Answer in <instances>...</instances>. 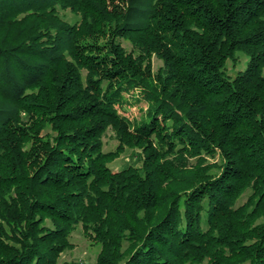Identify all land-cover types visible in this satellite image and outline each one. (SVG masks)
Here are the masks:
<instances>
[{
	"label": "trees",
	"instance_id": "16d2710c",
	"mask_svg": "<svg viewBox=\"0 0 264 264\" xmlns=\"http://www.w3.org/2000/svg\"><path fill=\"white\" fill-rule=\"evenodd\" d=\"M77 226L88 264H264V0H0V264Z\"/></svg>",
	"mask_w": 264,
	"mask_h": 264
},
{
	"label": "rangeland",
	"instance_id": "374dc122",
	"mask_svg": "<svg viewBox=\"0 0 264 264\" xmlns=\"http://www.w3.org/2000/svg\"><path fill=\"white\" fill-rule=\"evenodd\" d=\"M62 18L67 20L68 22H74L77 20V17L74 16L68 10H61ZM123 45L129 49L130 44L125 41ZM237 60L235 62L233 60H228L226 64V71L230 75H234L238 70H242L245 68V64L247 61V57L242 52L236 53ZM152 69L153 71L157 70V67L162 64L161 60L155 55L152 56ZM127 95V104L118 107V110L131 121H138L144 116V112L146 109L147 102L144 98L140 96H128ZM111 129L106 131L103 137V149L105 151H115L116 145L118 144L117 139L114 136V133ZM133 153H137V150L125 149L122 151L114 160L110 163V166L113 170H118L120 168L126 167L128 165H139L140 162ZM246 198V194L242 196L240 202L244 201ZM70 242L72 243L71 248H67L60 255L57 264H62L63 262H72L74 264H88L93 262L96 259V256L100 250V246L98 244L92 243L88 240L82 231L81 226H77L70 234ZM201 264H206L205 262Z\"/></svg>",
	"mask_w": 264,
	"mask_h": 264
}]
</instances>
